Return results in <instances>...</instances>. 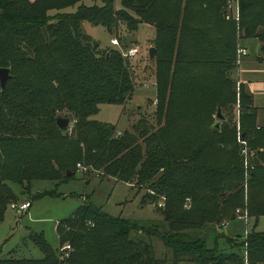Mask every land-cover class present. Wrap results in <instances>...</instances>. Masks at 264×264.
<instances>
[{
    "label": "trees",
    "instance_id": "1",
    "mask_svg": "<svg viewBox=\"0 0 264 264\" xmlns=\"http://www.w3.org/2000/svg\"><path fill=\"white\" fill-rule=\"evenodd\" d=\"M228 1L121 0L119 7L118 0H0V70L13 76L5 90L0 81V225L20 202L12 184L31 195L24 201L32 205L57 195H33L35 183L64 184L77 173H96L146 191L144 201L159 208L169 229L140 231L161 240L173 257L172 263L158 258L150 242L132 239L135 224L84 198L58 224V250L35 234L42 259L0 264H247L239 253L209 249L200 236L235 219L237 209L264 215V125L253 96L242 85L238 99L232 79L240 42L258 40L264 60V0H240L233 21L226 17ZM84 23L120 39L122 30L155 28L156 124L119 136L115 126L91 119L102 105L125 104L135 87L125 59L117 51L101 55ZM238 101L241 134L256 151L247 180L238 126L224 113ZM219 108L226 119L217 128ZM60 118L70 119L66 130ZM231 244H248V264H264V234Z\"/></svg>",
    "mask_w": 264,
    "mask_h": 264
},
{
    "label": "rangeland",
    "instance_id": "2",
    "mask_svg": "<svg viewBox=\"0 0 264 264\" xmlns=\"http://www.w3.org/2000/svg\"><path fill=\"white\" fill-rule=\"evenodd\" d=\"M85 4L90 5L93 2L85 0ZM118 5L121 6V0H118ZM72 11L75 12L76 8ZM225 11L228 21L239 19L240 8H231L227 2ZM83 29L93 44L97 46L101 55L117 51L124 60L125 49L138 47L140 50L134 59L124 60L134 80L135 88L131 97L125 104L102 105L91 119L115 126L116 134L119 136H123L125 132L135 133L134 128L139 127L141 123L151 125L154 122L156 124L154 117L159 105L156 80L157 63L156 58L151 60L149 55L150 49L156 48L155 28L142 25L134 33L122 30V39L102 27L84 23ZM113 40H118L119 45H115ZM241 45L247 48L249 55L242 58L238 55L239 67L232 73V79L237 85L238 99H240L242 85L253 96L255 104L253 105L258 110L257 122L259 126H262L264 125L262 124L264 123V88L260 91L258 87H264V61H257L260 55L263 56L260 49L261 44L258 40L252 39L240 42L239 46ZM146 85L149 88H146ZM189 113L192 115V112ZM224 113L227 119L228 117L233 118L239 130L243 113L239 101L234 107L224 109ZM216 114L217 112L213 119L215 124L219 121ZM195 131L192 127L191 133L195 135ZM69 133L72 134V131ZM248 178L249 173L246 174V180ZM11 186L20 199L19 204L27 199L32 200L31 195H22V188L19 185L12 184ZM244 187L247 200L248 183ZM45 191H53L57 195L33 200V205L28 212H17L12 206L7 211L5 221L0 225V259H42L44 253L33 239L35 234L43 235L49 245L58 250L59 238L56 230L58 224L72 216L83 205L84 198H88L90 203L112 218L135 224L137 229L133 232L132 239L150 242L158 258H167L168 262L172 263V252L164 243L158 238L150 240L145 233L140 231L148 226H157L161 231L169 229L159 208L144 201L145 190L137 189L129 183L116 182L109 178L103 179L96 173H77L72 180L64 184L37 182L32 194ZM246 213L247 211L243 208L237 209L236 218L228 222L227 227L209 226L203 230L200 236L205 238L208 248L236 252L246 257L247 249L244 246L234 247L231 240L244 243L247 237L255 233L264 234V215L259 218H238L239 214L244 216Z\"/></svg>",
    "mask_w": 264,
    "mask_h": 264
},
{
    "label": "built area",
    "instance_id": "3",
    "mask_svg": "<svg viewBox=\"0 0 264 264\" xmlns=\"http://www.w3.org/2000/svg\"><path fill=\"white\" fill-rule=\"evenodd\" d=\"M239 1L240 0H229L228 4L231 8H238L239 9ZM113 43L115 45H119V41L118 40H113ZM140 50L138 47H133V48H129V49H125L123 54L125 59L127 60H131L134 59L138 54H139ZM238 55L239 57H246L248 55V50L246 48H239L238 50ZM146 88H149L148 85H146ZM73 128V127H72ZM238 141L239 143L242 145L243 149H242V155L244 158V166H245V170L248 173L250 170H254V159L256 157V153L248 148V144L247 142L244 140L243 135L241 134V127H239V135H238ZM80 168H82L81 166H79ZM31 202H23L21 204H14L12 205V207L17 211V212H28L29 209L31 208ZM240 213V211H239ZM238 218H247L248 219V215H238ZM227 227L228 226V222L222 224V227ZM245 248H248V244L245 245ZM71 250V246H65L61 249V252L66 253L67 251ZM245 260L247 261L248 264V254L245 257Z\"/></svg>",
    "mask_w": 264,
    "mask_h": 264
},
{
    "label": "water",
    "instance_id": "4",
    "mask_svg": "<svg viewBox=\"0 0 264 264\" xmlns=\"http://www.w3.org/2000/svg\"><path fill=\"white\" fill-rule=\"evenodd\" d=\"M149 55L151 60H154L157 56V49L156 48H151L149 51ZM13 78L11 70L10 69H1L0 70V81H1V87L3 90L6 89L7 83L9 82V80H11ZM217 118L219 120V122L217 123V128L220 127L221 125V121L225 120L226 117L223 114V111L221 108H219L218 110V114H217ZM58 126L60 129L62 130H66L69 125H70V119H58L57 121ZM69 175V174H68Z\"/></svg>",
    "mask_w": 264,
    "mask_h": 264
},
{
    "label": "crops",
    "instance_id": "5",
    "mask_svg": "<svg viewBox=\"0 0 264 264\" xmlns=\"http://www.w3.org/2000/svg\"><path fill=\"white\" fill-rule=\"evenodd\" d=\"M244 45H245V44H244ZM239 48H246V47H244V46L241 45ZM246 49H247V48H246ZM260 49H261V47H260ZM248 55H249V54H248ZM248 55H247V56H248ZM247 56H246V57H247ZM259 58H260V59H259ZM257 61H258V62L264 61V60H262L261 55H260V57H258V60H257ZM242 83H243V82H242ZM263 88H264V87L259 86V87H258V90L262 91ZM254 105H255V104H254ZM255 107H256V106H255ZM262 124H264V123H262ZM32 205H33V204H32ZM31 207H32V206H31ZM30 209H31V208H30ZM30 209H29V210H30Z\"/></svg>",
    "mask_w": 264,
    "mask_h": 264
}]
</instances>
